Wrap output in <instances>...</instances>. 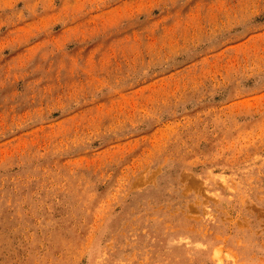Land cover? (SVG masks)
Returning a JSON list of instances; mask_svg holds the SVG:
<instances>
[{
  "label": "rangeland",
  "instance_id": "rangeland-1",
  "mask_svg": "<svg viewBox=\"0 0 264 264\" xmlns=\"http://www.w3.org/2000/svg\"><path fill=\"white\" fill-rule=\"evenodd\" d=\"M0 264H264V0H0Z\"/></svg>",
  "mask_w": 264,
  "mask_h": 264
},
{
  "label": "bare ground",
  "instance_id": "bare-ground-1",
  "mask_svg": "<svg viewBox=\"0 0 264 264\" xmlns=\"http://www.w3.org/2000/svg\"><path fill=\"white\" fill-rule=\"evenodd\" d=\"M207 222V221H206ZM191 229V228H190Z\"/></svg>",
  "mask_w": 264,
  "mask_h": 264
}]
</instances>
